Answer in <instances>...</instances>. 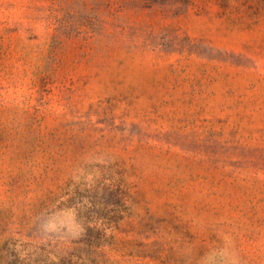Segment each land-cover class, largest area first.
<instances>
[{
	"label": "rangeland",
	"instance_id": "rangeland-1",
	"mask_svg": "<svg viewBox=\"0 0 264 264\" xmlns=\"http://www.w3.org/2000/svg\"><path fill=\"white\" fill-rule=\"evenodd\" d=\"M0 264H264V0H0Z\"/></svg>",
	"mask_w": 264,
	"mask_h": 264
}]
</instances>
